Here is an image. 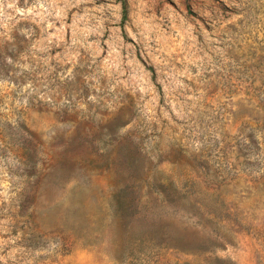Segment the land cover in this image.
Listing matches in <instances>:
<instances>
[{
  "label": "rangeland",
  "instance_id": "obj_1",
  "mask_svg": "<svg viewBox=\"0 0 264 264\" xmlns=\"http://www.w3.org/2000/svg\"><path fill=\"white\" fill-rule=\"evenodd\" d=\"M0 264H264V0H0Z\"/></svg>",
  "mask_w": 264,
  "mask_h": 264
}]
</instances>
